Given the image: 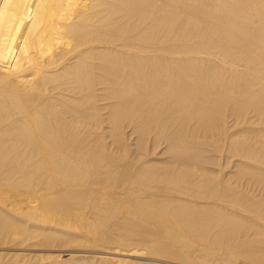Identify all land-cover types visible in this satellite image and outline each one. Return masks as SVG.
Wrapping results in <instances>:
<instances>
[{
    "label": "bare ground",
    "instance_id": "obj_1",
    "mask_svg": "<svg viewBox=\"0 0 264 264\" xmlns=\"http://www.w3.org/2000/svg\"><path fill=\"white\" fill-rule=\"evenodd\" d=\"M0 264H264V0H0Z\"/></svg>",
    "mask_w": 264,
    "mask_h": 264
}]
</instances>
